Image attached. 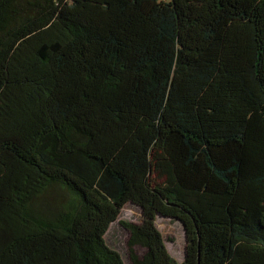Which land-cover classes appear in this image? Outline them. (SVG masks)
Instances as JSON below:
<instances>
[{
	"label": "trees",
	"instance_id": "1",
	"mask_svg": "<svg viewBox=\"0 0 264 264\" xmlns=\"http://www.w3.org/2000/svg\"><path fill=\"white\" fill-rule=\"evenodd\" d=\"M129 205L131 264H264V0H0V264H124Z\"/></svg>",
	"mask_w": 264,
	"mask_h": 264
},
{
	"label": "rangeland",
	"instance_id": "2",
	"mask_svg": "<svg viewBox=\"0 0 264 264\" xmlns=\"http://www.w3.org/2000/svg\"><path fill=\"white\" fill-rule=\"evenodd\" d=\"M141 220V210L129 205L121 213L119 221L110 227L106 236L108 246L120 254L124 264H131L129 258L131 250L129 246L130 234L121 227L120 222L139 225ZM157 228L164 239L169 255L176 262L181 263L184 259L186 240L180 223L161 219L157 222ZM132 250L138 257L143 256L145 253V250L139 246L133 247Z\"/></svg>",
	"mask_w": 264,
	"mask_h": 264
}]
</instances>
